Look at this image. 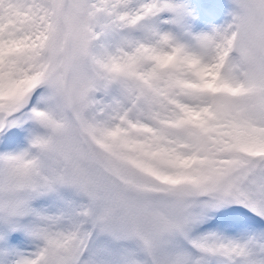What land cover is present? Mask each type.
<instances>
[{"label": "snow or ice", "instance_id": "1", "mask_svg": "<svg viewBox=\"0 0 264 264\" xmlns=\"http://www.w3.org/2000/svg\"><path fill=\"white\" fill-rule=\"evenodd\" d=\"M0 264H264V0H0Z\"/></svg>", "mask_w": 264, "mask_h": 264}]
</instances>
